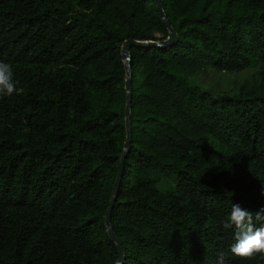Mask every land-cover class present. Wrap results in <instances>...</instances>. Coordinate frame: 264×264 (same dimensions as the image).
Listing matches in <instances>:
<instances>
[{"label":"trees","instance_id":"16d2710c","mask_svg":"<svg viewBox=\"0 0 264 264\" xmlns=\"http://www.w3.org/2000/svg\"><path fill=\"white\" fill-rule=\"evenodd\" d=\"M160 2L176 40L129 53L121 264H264L222 226L233 203L264 208V0ZM167 36L155 0H0V62L23 88L0 98V264H115L120 48ZM207 67L254 71L223 89Z\"/></svg>","mask_w":264,"mask_h":264},{"label":"clouds","instance_id":"9594fccd","mask_svg":"<svg viewBox=\"0 0 264 264\" xmlns=\"http://www.w3.org/2000/svg\"><path fill=\"white\" fill-rule=\"evenodd\" d=\"M13 69L5 62H0V98L20 95L23 88H18V81L13 79ZM261 195L264 196V190ZM257 222L260 226L257 227ZM224 229L234 228L235 243L230 251L240 258L250 259L255 254H264V208L255 212L242 208L233 203L230 216L223 222ZM217 264H225L224 253H221Z\"/></svg>","mask_w":264,"mask_h":264},{"label":"water","instance_id":"95a60500","mask_svg":"<svg viewBox=\"0 0 264 264\" xmlns=\"http://www.w3.org/2000/svg\"><path fill=\"white\" fill-rule=\"evenodd\" d=\"M155 3H156L158 14L168 30V36L165 39H160V40L127 39L123 42L120 48V55H121L122 60L124 61V69H125L124 87H125V94H126V102H125L126 134H125V140H124L123 147H122L121 156L119 159L117 175L115 178L112 194L109 199L107 209L105 211V218H104V223L106 226L108 236L115 243L117 250H118V258L115 264H121L123 262V247H122L120 240L117 238V236L115 235L112 229V226L110 223V213L115 203L118 187H119L122 172H123V163L125 159V154H126L128 145L130 143V138H131V132H130V68H131V65H130V55H129L130 47L131 46H137V47L164 46V45H169L176 40V33L165 16L160 0H155Z\"/></svg>","mask_w":264,"mask_h":264},{"label":"rangeland","instance_id":"374dc122","mask_svg":"<svg viewBox=\"0 0 264 264\" xmlns=\"http://www.w3.org/2000/svg\"><path fill=\"white\" fill-rule=\"evenodd\" d=\"M254 68H248L239 73H218L212 67H207L197 74L206 82L218 84L221 88L225 89L228 85L242 82L253 74Z\"/></svg>","mask_w":264,"mask_h":264}]
</instances>
